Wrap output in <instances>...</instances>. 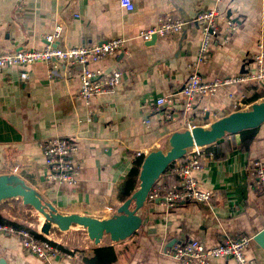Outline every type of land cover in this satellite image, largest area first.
Returning a JSON list of instances; mask_svg holds the SVG:
<instances>
[{"label":"crops","instance_id":"obj_1","mask_svg":"<svg viewBox=\"0 0 264 264\" xmlns=\"http://www.w3.org/2000/svg\"><path fill=\"white\" fill-rule=\"evenodd\" d=\"M216 5L217 0H134V10L128 11L120 0H0V54L43 49L46 37L55 34L58 27L55 42L62 48L94 45L112 38L126 40L123 52L89 64L90 70L104 74L123 71L122 83L110 92L93 96L90 104L76 98L81 89L82 65L58 64L54 78L50 77L54 67L42 62L28 68V78L21 77L22 67L0 70V175L18 176L59 213L99 219L116 214L139 188L147 154L169 150L171 134L186 130L180 128V121L166 120L167 106L156 110V101L177 94L172 112L181 113L184 100L179 92L188 80L202 38L194 18ZM219 7L239 27L235 32H220L212 40L209 58L200 68L205 81L254 69L256 55L264 52V0H223ZM168 13L185 19L179 34L159 37L152 44L139 37L141 30ZM262 101L264 84H230L212 95L197 96L190 116L195 125L208 127L223 116L249 110ZM70 136L76 137L78 144V182H49L41 142ZM239 141L238 134L224 140L217 157L213 143L210 150L214 159L206 160L195 174L201 188L213 193L210 202L188 201L167 209L147 200L138 212L143 223L133 236L115 242L105 233L96 243L85 230L77 238L75 249L68 248L77 250L72 254L78 258H38L24 249L18 235L2 231L0 264H85L83 258L91 256V251L115 244L120 254L112 264H182L166 253L174 244L197 239L212 247L226 236L252 237L246 255L253 264H264V246L255 240L264 230V192L252 170L255 160L264 162V123L249 151L235 148ZM137 151L143 156L137 157ZM175 182L168 171L156 185ZM10 199L0 202V214L41 230L44 218L38 226L17 219L10 209L12 204H3ZM22 207L32 209L37 221L41 220V214L31 205L22 202ZM70 229L62 231L53 225L49 236L64 246L61 238L70 234L61 233H70ZM209 264L237 262L213 258Z\"/></svg>","mask_w":264,"mask_h":264},{"label":"built area","instance_id":"obj_2","mask_svg":"<svg viewBox=\"0 0 264 264\" xmlns=\"http://www.w3.org/2000/svg\"><path fill=\"white\" fill-rule=\"evenodd\" d=\"M223 0H217V5L213 8L199 13L194 22L201 31L200 50L197 58L190 64V75L188 80L179 92L183 96V106L181 113L175 115L172 108L175 104L177 94H168L158 98L156 110L167 106L165 119L170 122H181L180 128L192 130L197 125L191 118L194 109V101L197 96L214 94L221 86L238 84L241 82H255L264 84V52L256 55L257 65L254 69H248L235 77L219 78L214 81H205L202 78L200 68L208 58L212 40L220 33L235 32L239 25L229 15L220 10L219 4ZM120 4L128 11L134 10V0H120ZM186 21L180 15L168 13L159 16L155 25L140 31L139 37L144 41H150L156 35L168 37L179 34ZM60 27L55 34L46 37L47 44L43 49H21L12 53L0 54V70L4 67H22L25 70L21 73L22 78L29 77L28 68L35 63H46L54 68L50 71V77H56V68L60 61L65 66L82 65L80 73L81 89L76 98L82 99L86 104H90L93 96L105 94L114 90L122 83L123 71L115 70L110 74L100 71H92L89 64L100 60L103 57L123 52L126 49V40L123 38H112L101 41L94 45L73 46L62 48L56 44ZM149 122V119L146 120ZM211 145L193 146L187 150L183 158L177 160L169 172L178 177V181L171 185H155L149 193L148 200L161 203L167 209L176 207L188 201L210 202L213 193L203 190L196 179V172L200 170L206 160L214 159V151L210 150ZM41 149L45 159L46 180L60 184L75 185L81 171V163L75 154L78 150L76 137H54L42 140ZM142 151H137L136 156H143ZM252 170L257 180L258 186L264 192V162L255 160ZM34 229V228H33ZM36 229V228H35ZM45 238H38L29 230L18 232L12 227L0 225V231H6L21 238L24 249L41 259L56 258L63 256L67 258L73 255L72 250H63L60 244L55 242L49 235H45L40 229H36ZM252 237L226 236L217 246H207L197 239H189L174 244L166 251L182 264H209L213 258H230L237 264H253L246 255V249Z\"/></svg>","mask_w":264,"mask_h":264},{"label":"water","instance_id":"obj_3","mask_svg":"<svg viewBox=\"0 0 264 264\" xmlns=\"http://www.w3.org/2000/svg\"><path fill=\"white\" fill-rule=\"evenodd\" d=\"M156 40L155 35L148 42L152 44ZM55 61L62 64L58 60ZM263 123L264 101L252 104L249 110L235 111L223 116L208 127L197 125L192 130L174 131L169 139V150H153L147 154L142 164L139 188L110 218L99 219L87 215L59 213L39 192L27 186L15 175H0V202L8 198L21 197L25 204L31 205L44 216L41 232L45 235L50 234L53 225L58 226L62 231H67L73 224H77L84 227L89 237L96 243L100 242L105 233L115 242L123 241L140 229L143 219L138 212L144 207L158 179L172 163L183 158L190 147L211 145L227 134H237L246 129L257 128ZM132 203L135 204L134 207ZM255 240L264 246V230L257 234Z\"/></svg>","mask_w":264,"mask_h":264},{"label":"trees","instance_id":"obj_4","mask_svg":"<svg viewBox=\"0 0 264 264\" xmlns=\"http://www.w3.org/2000/svg\"><path fill=\"white\" fill-rule=\"evenodd\" d=\"M258 129H259V127L253 128V129H246V130H243V131L237 133L238 135H240V141H239L238 145H234V147L240 148L242 151H245V152L249 151L253 141L255 140V138L257 136ZM235 135L236 134H227L224 138L215 142L216 157L218 156L220 146L224 142V140H226L227 138L235 137ZM142 160L138 163L139 165L142 164ZM174 163H172L169 166L167 171L164 172V174L158 179V181L171 169V167L173 166ZM174 177H175V180L177 182L179 180L178 177L177 176H174ZM0 225H3V226L6 225L9 227H12L15 230H17L18 232H20L22 230H29L30 232L34 233L38 238H45L41 233H39L36 229H33L29 225L24 224V223L15 222V221H13V220H11V219H9V218L1 215V214H0ZM131 236H133V235H131ZM60 248H62L63 250L70 251L68 249V247L63 246V245H60ZM74 251H77V250H74ZM82 253H84V252L82 251ZM90 254H92V255L91 256H84L83 260H84L85 264H112L119 257L120 249H119V245L115 244L112 246H105V247L95 249V250L91 251ZM92 259H96L95 263L92 262Z\"/></svg>","mask_w":264,"mask_h":264},{"label":"rangeland","instance_id":"obj_5","mask_svg":"<svg viewBox=\"0 0 264 264\" xmlns=\"http://www.w3.org/2000/svg\"><path fill=\"white\" fill-rule=\"evenodd\" d=\"M22 202L23 201H22L21 197L20 198L16 197V198L10 199L8 201H5L3 204H12L10 209H12V214L15 217H17V219H24V220L32 221L33 223H35V225L37 223L38 224L42 223V220L44 217L42 215H40V218L42 220L37 221L38 218L36 217V215H33L34 213H32L30 211L32 209H30L29 207H22ZM38 224H37V226H38ZM73 227L74 228L70 229V231H69L70 233H63V232L61 233V234H70V236L66 235L65 238H61V242L63 244H65L68 248L75 249L74 246H77L76 245L77 244L76 243L77 238L81 237L82 232H84L86 229H84V227L77 225V224H74ZM77 230H79V231H77Z\"/></svg>","mask_w":264,"mask_h":264},{"label":"bare ground","instance_id":"obj_6","mask_svg":"<svg viewBox=\"0 0 264 264\" xmlns=\"http://www.w3.org/2000/svg\"><path fill=\"white\" fill-rule=\"evenodd\" d=\"M42 215V214H41ZM43 216V215H42ZM44 217V216H43ZM45 219V218H44ZM42 220V219H41ZM43 221V220H42Z\"/></svg>","mask_w":264,"mask_h":264}]
</instances>
